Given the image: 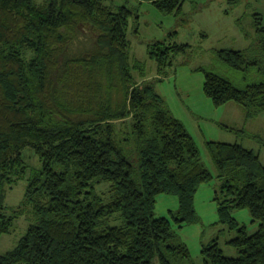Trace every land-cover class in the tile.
I'll list each match as a JSON object with an SVG mask.
<instances>
[{"label":"trees","instance_id":"1","mask_svg":"<svg viewBox=\"0 0 264 264\" xmlns=\"http://www.w3.org/2000/svg\"><path fill=\"white\" fill-rule=\"evenodd\" d=\"M142 1L179 14L187 0ZM132 17L104 0H0V240L21 217L35 219L0 264H195L174 226L199 222L196 195L214 175L154 85L137 81L134 71H146L131 55ZM253 17L250 47L217 54L258 81L239 88L201 69L214 105L235 102L247 118L264 113V17ZM189 48L159 42L149 57L165 76L172 54ZM28 149L39 168L26 160ZM208 149L222 182L221 220L238 230L229 244L239 256H225L215 240L203 247L205 264H264L260 155L237 143L210 141ZM24 179V200L9 213L8 191ZM103 183L110 187L99 194ZM161 194L179 197L171 218L155 217ZM234 209H249L259 230L249 234Z\"/></svg>","mask_w":264,"mask_h":264},{"label":"rangeland","instance_id":"2","mask_svg":"<svg viewBox=\"0 0 264 264\" xmlns=\"http://www.w3.org/2000/svg\"><path fill=\"white\" fill-rule=\"evenodd\" d=\"M231 1L187 0L181 13L165 14L148 1L104 0L114 11L126 6L134 12L128 39L131 55L144 65L146 77L142 78L138 70L134 71V75L137 81L154 85L174 117L181 120L194 137L201 151L202 162L214 175L211 182L200 186L196 195L195 207L199 222L183 228L174 226L180 241L188 246L195 264H205L203 247L215 240H218L225 256H239L238 249L229 244L238 236V230H232L229 224L222 222L215 199L218 193L221 196L222 182L217 178L208 142L241 144L259 154L264 164V113L247 118L245 109L235 102L217 107L204 90L205 74L201 69L217 73L239 88L258 81L254 73L239 72L225 65L217 53L223 49L247 50L250 47L255 37L253 15L256 12L264 13V0ZM246 33H250L253 38L248 39ZM159 42L190 46L186 54H172L174 64L167 69L165 76L159 75L157 63L149 57V46ZM124 123L127 127L131 121ZM24 156L31 166H41L33 151L26 150ZM27 186L28 179H24L8 191L6 206L9 213L22 203ZM107 187L110 184L103 183L97 187V192H108ZM179 209L178 196L161 194L155 217L171 218L170 211L178 212ZM231 214L249 234L259 230L261 223L253 222L249 209H234ZM34 223L33 215L30 217L27 214L18 219L13 232L1 238L0 254L15 249L29 226Z\"/></svg>","mask_w":264,"mask_h":264},{"label":"crops","instance_id":"3","mask_svg":"<svg viewBox=\"0 0 264 264\" xmlns=\"http://www.w3.org/2000/svg\"><path fill=\"white\" fill-rule=\"evenodd\" d=\"M260 13H262V15H263V17H264V13H263V12H260Z\"/></svg>","mask_w":264,"mask_h":264}]
</instances>
